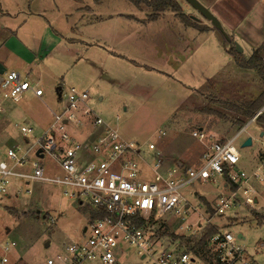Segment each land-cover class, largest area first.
<instances>
[{
    "label": "rangeland",
    "instance_id": "rangeland-1",
    "mask_svg": "<svg viewBox=\"0 0 264 264\" xmlns=\"http://www.w3.org/2000/svg\"><path fill=\"white\" fill-rule=\"evenodd\" d=\"M49 1L35 0L31 11L37 7L47 11L46 17L52 22V28L47 26L46 33L51 40L56 37L54 30L67 34V38L71 37V30L66 31L65 16V11L70 9H57L49 5ZM107 1L100 9L102 14L144 18L146 12H151L145 8L138 10L127 0ZM3 10L14 16L21 9L15 11L18 9L8 5L3 6ZM41 21L38 19L37 23L25 25L23 32L39 27L33 24L44 25ZM124 21L123 17H114L110 23L116 29H123L126 34V43H118V48L115 45L106 47L100 43L101 40L98 44L102 47H86V44L91 43V37L83 29L81 40H75V44L69 46L73 47L71 51L59 47L50 58L43 59L37 57L35 48L27 47L28 53L24 49L14 52L19 58L9 57L7 71L15 70L24 77L27 76L28 71L25 69L29 63L33 58H38V72H34L33 77L39 80L44 96L42 101L29 93L22 101H10L7 104L12 109L6 116L11 133L8 146L19 145L22 152H25L45 134L48 135L55 121L54 114L65 109L68 91L72 87L88 93L87 105L90 110L106 125L117 129L121 138L146 146L154 143L166 156L181 160L186 166L193 164L191 161L194 157V161H197L195 165L198 164V158L203 152V148L192 137L194 131L202 128L207 135L216 133L220 138L226 135L232 139L239 130L245 128L235 142L240 154L238 168L249 176L257 173L262 178V182H255L258 187L257 203L250 207L242 203L227 211L224 216L216 217L217 202L229 194L221 178H217L216 183L195 181L182 190V196L193 208L199 207L197 213L191 214L188 223L195 222L201 216L203 222L212 220V224L220 228V231L230 232L237 239V245L246 249L253 264H264V128L256 121L247 120L240 129L238 121L242 119L241 116L224 103L249 101L260 93L263 87L261 79L255 71L243 70L235 65L224 49L225 45L226 48L231 46L225 42V45L222 44L213 34H206L203 38L187 36L189 49L203 41L199 53H194L187 60L185 43L183 49L187 52L182 53L174 48L182 46L171 48L165 42L170 35L176 34L177 29L167 19L147 27H125ZM20 24L2 19L0 29L5 27L16 30ZM101 29L93 28L92 32L95 34ZM15 39L19 41L18 37ZM17 48L20 46L15 42L14 49ZM110 51L136 63L116 57ZM247 52L244 56H247ZM3 54L4 51H0V57ZM21 58L24 62L29 60L27 66L20 67L17 64L22 61ZM145 65L152 69L145 68ZM59 88L63 91L62 101L57 97ZM25 125L33 129L29 145H26L21 133V127ZM76 129L81 130L83 127H66L73 137L78 133ZM248 138L252 139V145L243 147ZM37 148L38 145H35L28 155L31 161ZM42 163L49 175L60 174L56 162L49 156ZM143 167L148 178H151V171ZM15 183L18 185L16 189L20 190L18 198L5 200L0 209V264L3 256L8 258L7 264H46L48 259L58 256L70 240L77 241L83 237V228L91 214L90 207L81 208L77 201L64 196V189L58 185L37 181H30L29 184L19 181ZM29 190L31 193H28ZM173 217L178 218L177 215H169L166 219L170 221ZM51 219H55L54 224ZM179 228L177 223L170 221L159 234L172 238ZM11 242L17 246L11 247L5 254L2 247ZM47 243H50L49 247H46ZM122 248L126 256L120 259L119 264H147L139 259L133 247L124 245ZM207 249L205 251L214 256Z\"/></svg>",
    "mask_w": 264,
    "mask_h": 264
},
{
    "label": "built area",
    "instance_id": "built-area-1",
    "mask_svg": "<svg viewBox=\"0 0 264 264\" xmlns=\"http://www.w3.org/2000/svg\"><path fill=\"white\" fill-rule=\"evenodd\" d=\"M27 93L38 98L44 95L39 83L22 78L16 71L5 72L0 84L4 101L20 102ZM88 100L87 92L70 88L67 106L54 114L48 135L25 152L16 145L7 149L2 158L0 149V209L10 198L15 181L58 185L64 189V196L77 201L81 208L91 209L83 237L65 244L62 252L46 264H119L126 256L124 245L133 247L139 259L147 264H196L195 255L185 249L182 237L201 238L212 224L209 220L203 222V216L188 223L199 207L193 208L182 196V190L195 181L216 183L221 178L231 190L217 202L215 213L220 217L242 203L247 207L256 204L255 182L263 180L257 173L249 176L238 168L240 154L235 142L242 131L232 139L206 145L197 167H165L154 143L146 146L121 138L117 129L94 115ZM5 112L0 104V122ZM67 125L88 126L86 140L77 141L66 130ZM21 133L30 139L33 129L25 125ZM192 137L202 144L211 138L203 131H194ZM35 145L38 148L31 161L28 155ZM39 149L42 158L36 156ZM46 156L56 162L60 174H48L42 163ZM143 166L151 171V178ZM169 215L179 218L170 220L180 227L174 232L176 239L159 234L170 222L166 219ZM16 246L15 242L6 243L2 249L6 254ZM208 250L214 253L212 264H253L250 254L237 245L230 232L215 234L208 242ZM1 263L7 264L8 258L3 256Z\"/></svg>",
    "mask_w": 264,
    "mask_h": 264
},
{
    "label": "crops",
    "instance_id": "crops-1",
    "mask_svg": "<svg viewBox=\"0 0 264 264\" xmlns=\"http://www.w3.org/2000/svg\"><path fill=\"white\" fill-rule=\"evenodd\" d=\"M92 1H93V5L91 4ZM199 1L204 6H206L220 20L226 34L231 39L230 43H228L227 41H220L222 42V44H224L225 42V44L228 43L231 46L230 48L232 47L235 48L234 43H238L242 47L241 48L242 53H238L237 51L236 52L239 55H242L245 59H249L255 50L259 49L262 46L264 47V0H199ZM34 2L35 0H0V9H1L0 10V20L9 19L11 22L14 20L15 22L21 23L16 30H11L5 27H2L0 29V51H4L5 53L0 57V64H2L5 69H6V65L8 63L9 57L11 56L12 58L14 57L19 58V56L15 55V53H17L18 51H22L24 49H26V53H28L27 47L35 48V54L37 55V57H40L43 59H46L47 57L51 56L53 51L54 50L57 51L59 47H65L66 50L71 51L73 47L71 48L69 46H73V44H75V40H81L80 35L83 29H86L91 37L90 39L91 43L86 44V47H91V48L92 47H102L101 45L98 44L99 41L101 40L100 43L102 45H105L106 47H108L109 45H115L116 48H118L119 46L117 44L126 43L127 38H126V34H124L123 32V29L122 30L116 29L113 26V24H110L111 22H113L114 17H123V20H125L124 21L125 27H128V25H131V26L135 25L137 27H140V26L147 27L149 25L152 26L153 24L159 22L160 20L167 19L170 25L175 26L178 30L176 29V34L170 35V37L167 38L165 42L171 48H173V46H179V47L182 46V48L174 47V48H177L176 50H178L179 52L183 53L184 51L188 50V53L185 54V57H187L186 58L187 60H189V57H192L194 53L198 54L199 53L198 51L201 49L203 45L202 44L203 41L201 40V44L197 43V45L194 48L189 49L190 42L187 41L186 39L187 36H191V37L200 36L201 38H203L206 34L208 35L213 34L215 35V38L216 37L218 38V36L216 35V30L211 26V24L207 22L206 20H204L200 16V14L197 11H195L184 0H178L182 8L183 14L196 19V21L200 25L207 26L209 28L208 31L200 32L193 27H189L185 25L184 23L181 22V20L177 17L175 13L170 12V11L161 14V16L156 21H147L146 19L148 15L150 14L149 12H146L145 14L146 17L144 18H136V16L134 15L120 16L121 14L111 15L109 13L107 14L100 13V9L103 8V6H105V3L108 2L107 0H102L99 4H96L94 0H50L49 5H52L53 7L57 9L68 7L70 10H73V12H71L70 10L65 11L66 26H67L66 31L68 29L71 30L72 32L71 37L67 38L68 36L67 34L65 35L60 34L56 30H54L56 37L54 36L55 38H53V40H55V42H53V40H51V38L48 37L46 33L47 26L52 28V22H50L46 17L47 11L45 12L44 8H38V7L35 11H31V8ZM8 5L12 8L18 9L15 11H19L21 9L20 12L17 13V15L19 16H17L16 14H14L13 16L7 12H4L3 6L8 7ZM137 9L143 10L144 8L142 9L137 8ZM145 9L149 10L148 8H145ZM24 10L29 11V12H25ZM38 19L42 20L41 22H43L42 24L44 25H41V26L37 24H33V25L39 26L40 29H38L39 27H37V29L35 27H32L31 30L26 31L25 33L23 32L22 29L23 27H25V25L32 24L33 22L37 23ZM98 27L102 29L99 32L94 34L92 32L93 28L97 29ZM2 33L6 35L3 37L4 34ZM17 37L19 38V41L15 39ZM153 39L154 38H152V40ZM15 42L16 44L20 46V48H17L19 50L14 49ZM62 42H65L66 44L62 45ZM184 43L187 47L185 48L186 50L183 49ZM230 48H226V45H225L224 47L225 53L228 54L229 57L232 59V61L235 63L234 58L228 53V50ZM246 50L248 51L247 52L248 54L247 56H244ZM110 53L116 57L126 59L127 61L129 60V62L131 63H134V64L136 63L134 60H130L126 58L125 56L117 55V53H114L112 51H110ZM263 56H264V49H263ZM37 59L38 58H33V60L29 63V60L27 62H24V60L21 58L22 61L21 62L18 61L19 63L17 64H19L20 67H25V65L27 66V64L29 63V66H27V68L25 69L28 71V73L26 77L22 76L19 72L17 73L24 79L39 83V87L41 88L39 80L33 77L34 72L36 73L38 72L39 64H37V61H36ZM12 63L15 64L16 62L14 63V61H12ZM145 68L152 69L146 65H145ZM11 71H15V70H11ZM6 72H9V71H7L6 69ZM31 76L32 78H29ZM59 89L57 90V93H58L57 97L59 101H62L63 91L61 88ZM35 98L43 101V97L41 98L35 97ZM9 102L10 101L4 102L3 99L0 100V104L4 106L5 111H6L5 114L3 115L2 121L0 122V149L3 152L1 156L2 158L5 157V154H4L5 151L11 148L10 146H8L10 144L11 133L9 131V123L6 118V116L9 115V111L12 110L9 108V106L7 107V104ZM256 118L257 117L253 118L250 121L251 122L256 121ZM88 131H89L88 126L83 127V129L78 130V133L77 135H74V138L77 141H84L87 138ZM198 131H203V130L202 128H200ZM241 131L243 133V131H245V128L239 130L237 134ZM208 136L211 138L205 144L198 142V144L203 148V152L198 158L199 161H198V164L196 163V165H195V162L197 161H194L196 160L195 157L191 161L193 164H191L190 166H186V164H184L183 161L178 160L176 158H170L166 156L157 146H156L157 148L156 153L161 154L162 157L164 158L165 167H172V165L184 167V168L197 167L201 164V157L206 149V145L212 143L213 141H226L230 139V138H227L226 135L220 138L218 137L216 133H212ZM25 143L26 145H28L30 143L29 139L25 138ZM173 160L175 162H173ZM17 186L18 185H16V183L14 182L11 187V196L10 198H8V200H11L13 198L14 199L18 198L20 190L16 189ZM255 187L256 189L258 188L257 186ZM224 188L229 189V193H230L231 189L227 184L226 185L224 184ZM210 221L212 224V220ZM197 253L198 254L196 255L194 254L195 258L197 259L196 264H211L209 261L207 262L203 259L202 251L201 252L198 251Z\"/></svg>",
    "mask_w": 264,
    "mask_h": 264
},
{
    "label": "trees",
    "instance_id": "trees-1",
    "mask_svg": "<svg viewBox=\"0 0 264 264\" xmlns=\"http://www.w3.org/2000/svg\"><path fill=\"white\" fill-rule=\"evenodd\" d=\"M102 0H94L96 4H99ZM129 3L134 5L136 8H148L151 12L147 17V21H156L161 16V14L165 12H173L177 15V17L181 20L182 23L189 27H193L200 32H206L209 30L207 26L200 25L196 19L186 16L183 14L182 8L178 2V0H127ZM1 10V9H0ZM264 47H260L255 50L252 56L249 59H245L242 55H239L235 48L232 47L228 50V53L234 58L236 65L243 70H251L255 71L257 76L261 79L263 83V87L260 90V93L256 96L251 97L249 101L242 102L239 104L229 103L228 106L235 113H238L242 119L238 121L239 128H243L245 126V121L252 120L254 117L256 118V122L264 128V110L260 113V111L264 107V56H263ZM212 114L213 111H208ZM259 114V115H258ZM232 190L235 191L236 188L232 187ZM209 209V207H208ZM210 210V209H209ZM212 211V209H211ZM220 231V228L209 225L206 229L205 235L201 238H185L182 237V243L187 247L193 254H198L197 252L202 251V256L205 261H209L212 264V260L214 256H211L209 252L205 251L208 248V242L210 239ZM173 238L176 237L173 235ZM208 250V249H207Z\"/></svg>",
    "mask_w": 264,
    "mask_h": 264
},
{
    "label": "water",
    "instance_id": "water-1",
    "mask_svg": "<svg viewBox=\"0 0 264 264\" xmlns=\"http://www.w3.org/2000/svg\"><path fill=\"white\" fill-rule=\"evenodd\" d=\"M184 1H186V3H188L195 11H197L204 20H206L207 22L211 24V26L216 30V35L218 36L220 41H227L228 43L231 42V39L226 34L220 20L206 6H204L199 0H184ZM234 46L238 53H242V49L240 45H238V43H234ZM5 72H6V69L3 67L2 64H0V84L2 82V77L5 74ZM263 110H264V107L260 111L259 114H261ZM251 145H252V139L248 138L243 144V147H248ZM41 153H42V150L39 149L36 153V156L39 158H42L43 155ZM173 162L175 161L173 160ZM239 238L242 239L241 236H239ZM49 245L50 243H47L46 247H49Z\"/></svg>",
    "mask_w": 264,
    "mask_h": 264
}]
</instances>
